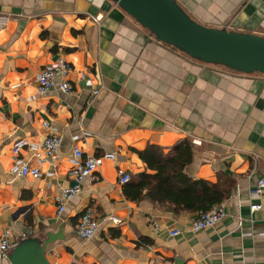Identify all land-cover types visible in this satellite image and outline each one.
<instances>
[{
	"label": "crops",
	"instance_id": "obj_1",
	"mask_svg": "<svg viewBox=\"0 0 264 264\" xmlns=\"http://www.w3.org/2000/svg\"><path fill=\"white\" fill-rule=\"evenodd\" d=\"M176 1L206 26L264 36V0ZM60 57L74 90L40 93V72ZM44 121L62 136L55 166L33 157L49 134ZM183 139L193 147L186 174L228 193L212 206L224 205L222 220L198 231V211L131 199L119 181L153 172L139 154L148 146L171 154ZM76 145L84 158L116 157L59 213ZM20 163L41 176L19 174ZM261 177L264 74L193 59L113 0H0V237L10 231L11 244L0 264H264V189L250 195ZM87 210L100 223L93 238L76 229Z\"/></svg>",
	"mask_w": 264,
	"mask_h": 264
},
{
	"label": "water",
	"instance_id": "obj_2",
	"mask_svg": "<svg viewBox=\"0 0 264 264\" xmlns=\"http://www.w3.org/2000/svg\"><path fill=\"white\" fill-rule=\"evenodd\" d=\"M159 41L193 59L245 74H264V36L210 27L193 19L176 0H113ZM23 244L18 248L21 249ZM19 250L14 254L16 261Z\"/></svg>",
	"mask_w": 264,
	"mask_h": 264
},
{
	"label": "built area",
	"instance_id": "obj_3",
	"mask_svg": "<svg viewBox=\"0 0 264 264\" xmlns=\"http://www.w3.org/2000/svg\"><path fill=\"white\" fill-rule=\"evenodd\" d=\"M99 17H96L98 19ZM71 71V64L64 58H58L52 65L45 67L38 76V89L40 93H45L54 87L58 86L64 92H72L74 90L73 86L67 80V76ZM86 86L92 88L93 94L99 92L98 89L93 87V82L91 80L86 81ZM43 126L48 129V136L46 137L43 145L40 148L35 149L33 157L36 159L44 160L47 159L52 165H56L59 158V148L62 143V136L60 134L59 128L56 125L51 124L48 121H44ZM23 143L16 144L14 147V153L17 155ZM83 150L80 146L76 145L73 150L72 157V168L71 175L75 180L74 185L63 190L62 194L57 197L59 202L58 212L62 213L65 210L66 202L80 193L82 191L83 182L93 177V174L97 169L103 164L105 159H115L116 154L113 152H108L103 155L83 157ZM19 174L24 176H32L34 178H39L41 176V171L38 167H33L27 163H20L16 167ZM131 180V175L129 173H121L120 183L126 184ZM264 189V177L258 180L255 188L251 189V196H260ZM262 207L261 204H252L251 211H256ZM225 215L224 205H217L212 207L210 210L205 212H199L196 216L194 222L192 223V229L194 231L206 229L216 225L222 220ZM109 220L113 223L119 224L122 219L116 216L109 217ZM100 227L98 219L95 217L91 210L85 211L81 216L76 229L77 233L84 238H93L97 235ZM155 229H157V224L155 223ZM179 230L172 232L173 235L179 234ZM10 231L6 230L0 237V257L6 258L8 250L11 246L10 244Z\"/></svg>",
	"mask_w": 264,
	"mask_h": 264
},
{
	"label": "trees",
	"instance_id": "obj_4",
	"mask_svg": "<svg viewBox=\"0 0 264 264\" xmlns=\"http://www.w3.org/2000/svg\"><path fill=\"white\" fill-rule=\"evenodd\" d=\"M152 173H142L125 185L127 197L140 200L149 198L159 204H167L176 212H205L221 203L228 195L214 184L203 179H194L185 172L192 162L193 147L183 139L166 154L156 145L139 152Z\"/></svg>",
	"mask_w": 264,
	"mask_h": 264
}]
</instances>
